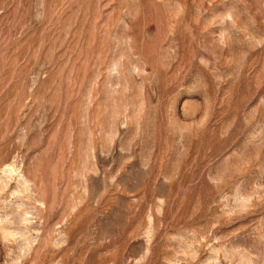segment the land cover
I'll return each mask as SVG.
<instances>
[{
  "label": "rangeland",
  "instance_id": "1",
  "mask_svg": "<svg viewBox=\"0 0 264 264\" xmlns=\"http://www.w3.org/2000/svg\"><path fill=\"white\" fill-rule=\"evenodd\" d=\"M0 264H264V0H0Z\"/></svg>",
  "mask_w": 264,
  "mask_h": 264
}]
</instances>
